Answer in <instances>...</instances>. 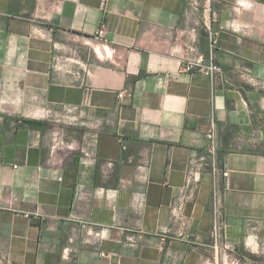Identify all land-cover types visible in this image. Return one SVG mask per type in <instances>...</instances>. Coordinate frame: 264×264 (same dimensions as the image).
Here are the masks:
<instances>
[{
  "label": "crops",
  "instance_id": "crops-1",
  "mask_svg": "<svg viewBox=\"0 0 264 264\" xmlns=\"http://www.w3.org/2000/svg\"><path fill=\"white\" fill-rule=\"evenodd\" d=\"M190 1L0 0V264L264 253V0H212L216 81L181 71L188 45L210 54ZM210 130L217 153L188 187Z\"/></svg>",
  "mask_w": 264,
  "mask_h": 264
},
{
  "label": "built area",
  "instance_id": "built-area-1",
  "mask_svg": "<svg viewBox=\"0 0 264 264\" xmlns=\"http://www.w3.org/2000/svg\"><path fill=\"white\" fill-rule=\"evenodd\" d=\"M190 3L192 5L200 7V3L195 0L190 1ZM201 6L202 18L209 33L210 54L208 57L202 53L195 54V48L191 45H188L187 57H185L183 60L181 71L182 73L193 71L202 72L209 76L212 80L216 81L219 78H222L224 75V69L214 59V51L218 47L219 38L218 32H215L213 30V24L218 20V13L217 11L212 9V0H205ZM104 35V28H100V30L98 31V37L102 38L104 37ZM122 95L123 93L119 94L120 97ZM207 138L208 145L205 149V152L202 155H194L190 160L187 174L188 187L200 182V175L203 172L207 171V168L209 166V159L214 157L217 153V136L215 130H210L207 133ZM222 174L224 177L228 176L229 170L227 168H224L222 170ZM184 203H180L175 210L176 212H178L179 216L181 210L183 209ZM211 210L212 224L210 235L214 242V246L218 248L223 244L224 241L226 223L223 204L219 192L216 188L213 189ZM176 212L173 213L174 216L176 215ZM23 215L28 218L32 216L39 217V214L37 212H24ZM96 235L100 236V233L98 232L96 233Z\"/></svg>",
  "mask_w": 264,
  "mask_h": 264
},
{
  "label": "rangeland",
  "instance_id": "rangeland-1",
  "mask_svg": "<svg viewBox=\"0 0 264 264\" xmlns=\"http://www.w3.org/2000/svg\"><path fill=\"white\" fill-rule=\"evenodd\" d=\"M262 237H264V234L262 235ZM262 250L264 251L263 246ZM209 255L212 264H264V253L258 255L257 260L255 259V261L233 256L222 249L217 250L215 248L211 249Z\"/></svg>",
  "mask_w": 264,
  "mask_h": 264
},
{
  "label": "trees",
  "instance_id": "trees-1",
  "mask_svg": "<svg viewBox=\"0 0 264 264\" xmlns=\"http://www.w3.org/2000/svg\"><path fill=\"white\" fill-rule=\"evenodd\" d=\"M30 125L34 126V127H40L43 125V123L39 122V121H34V122H30Z\"/></svg>",
  "mask_w": 264,
  "mask_h": 264
}]
</instances>
